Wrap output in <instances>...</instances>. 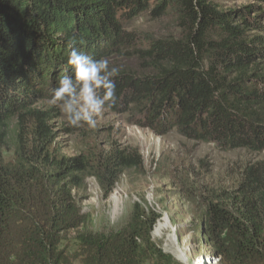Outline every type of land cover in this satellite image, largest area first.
<instances>
[{
    "label": "trees",
    "instance_id": "obj_1",
    "mask_svg": "<svg viewBox=\"0 0 264 264\" xmlns=\"http://www.w3.org/2000/svg\"><path fill=\"white\" fill-rule=\"evenodd\" d=\"M231 1L244 3L0 0V264H172L152 238L161 218L154 210L137 205L125 227L83 232L77 194L88 180L109 197L144 159L112 143L74 157L55 147L54 108L40 105L68 68L72 46L121 69L107 109L130 125L262 156L234 188L203 183L187 200L220 264H264V0ZM145 12L153 21L171 16L176 34L127 27Z\"/></svg>",
    "mask_w": 264,
    "mask_h": 264
},
{
    "label": "rangeland",
    "instance_id": "obj_2",
    "mask_svg": "<svg viewBox=\"0 0 264 264\" xmlns=\"http://www.w3.org/2000/svg\"><path fill=\"white\" fill-rule=\"evenodd\" d=\"M216 1L226 8L244 3ZM127 27L158 37L169 32L176 34L171 16L153 21L148 12L140 14ZM130 64L132 62L127 65ZM45 105L48 103L43 102L40 107ZM48 108H54L51 129L55 135V147L61 154L68 157L88 152L93 154L108 150V144L112 143L122 148H136L144 159V167L127 171L109 197L104 196L96 179L88 180L87 189L77 194L78 203L86 216L83 232L117 231L127 225L135 206L140 205L146 211L154 210L159 214L161 218L158 221L168 220L170 228L163 237L158 238L154 228L152 238L171 257L172 264L185 262L170 251L168 240L171 235L176 238V246L184 252L186 264H220L213 248L204 242L201 228L195 224L192 215L194 207L187 200L188 192L196 190L203 183L214 188H234L243 168L262 156L244 150L225 152L211 143L189 141L176 131L158 136L149 129L130 125L126 115L113 113L110 109L98 117L94 129L87 126L70 127L58 106L48 105ZM5 156L8 159L11 157L10 154ZM115 196L120 201L117 213ZM67 248L71 254L77 249L74 235L69 237ZM75 264L81 263L76 261Z\"/></svg>",
    "mask_w": 264,
    "mask_h": 264
},
{
    "label": "clouds",
    "instance_id": "obj_3",
    "mask_svg": "<svg viewBox=\"0 0 264 264\" xmlns=\"http://www.w3.org/2000/svg\"><path fill=\"white\" fill-rule=\"evenodd\" d=\"M75 43L73 36L70 45ZM66 63L68 68L52 90L48 105L60 108L68 126L94 129L98 117L115 104L114 78L121 69L113 66L107 57L94 59L74 46L68 53Z\"/></svg>",
    "mask_w": 264,
    "mask_h": 264
},
{
    "label": "bare ground",
    "instance_id": "obj_4",
    "mask_svg": "<svg viewBox=\"0 0 264 264\" xmlns=\"http://www.w3.org/2000/svg\"><path fill=\"white\" fill-rule=\"evenodd\" d=\"M121 195V194H120ZM114 201H115V212L117 213V209L119 207V204H120V201H119V198L118 196H115L114 197ZM121 206V205H120ZM120 208V207H119ZM122 210V209H121ZM167 218V217H166ZM170 228V225L168 223V220L167 219H161L160 221H158L156 227H155V233H156V236L158 238H162L163 235H164V232L167 231L168 229ZM171 244V247L170 248V251L182 262H185L186 264V260L184 258V252L178 247L176 246V238L174 237V235H171L169 237V240H168ZM186 253V252H185ZM219 259V258H218ZM219 263H220V259H219ZM212 264V263H211Z\"/></svg>",
    "mask_w": 264,
    "mask_h": 264
}]
</instances>
